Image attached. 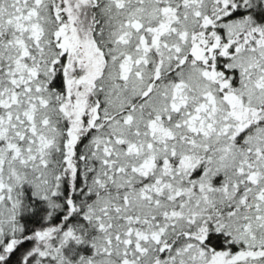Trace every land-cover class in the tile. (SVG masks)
<instances>
[{
	"label": "snow or ice",
	"instance_id": "snow-or-ice-1",
	"mask_svg": "<svg viewBox=\"0 0 264 264\" xmlns=\"http://www.w3.org/2000/svg\"><path fill=\"white\" fill-rule=\"evenodd\" d=\"M0 264H264V0H0Z\"/></svg>",
	"mask_w": 264,
	"mask_h": 264
}]
</instances>
